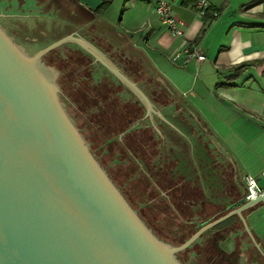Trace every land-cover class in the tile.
<instances>
[{
  "label": "water",
  "instance_id": "obj_1",
  "mask_svg": "<svg viewBox=\"0 0 264 264\" xmlns=\"http://www.w3.org/2000/svg\"><path fill=\"white\" fill-rule=\"evenodd\" d=\"M94 17L76 0H0V264H179L202 232L264 205L262 194L180 247L151 234L134 212L137 166L95 137L42 62Z\"/></svg>",
  "mask_w": 264,
  "mask_h": 264
},
{
  "label": "crops",
  "instance_id": "obj_2",
  "mask_svg": "<svg viewBox=\"0 0 264 264\" xmlns=\"http://www.w3.org/2000/svg\"><path fill=\"white\" fill-rule=\"evenodd\" d=\"M103 1L76 0L96 17L57 41L66 40L62 44L67 46L66 53L87 59L77 66L82 71L80 81L95 89H112V97L120 105L135 103L142 108V118L128 131L147 130L159 148L165 140L163 134H157L152 125H134L146 119L152 124L163 121L177 132V127L188 128L196 139L186 137V142L197 141L213 159L220 154L229 162L234 174L232 185L239 192L244 175L256 178L262 186L259 178L264 169L242 174L212 130L222 131L228 123L241 121L244 114H264V0H207L202 17L195 9L183 7L181 0H171L172 13L183 25L180 37H173L159 23L154 0H111L107 10L95 13ZM114 3L121 7L119 15ZM192 41H197L205 60L173 64L172 54ZM42 62L46 65L44 56ZM240 65H246V71L230 82L228 78ZM95 89L89 91L93 96L97 95ZM118 93L131 97L121 100ZM139 160L138 156L135 161ZM188 172L200 176L196 169ZM229 185L226 182L225 188ZM245 211V224L264 249V205L259 203Z\"/></svg>",
  "mask_w": 264,
  "mask_h": 264
},
{
  "label": "flooded vegetation",
  "instance_id": "obj_3",
  "mask_svg": "<svg viewBox=\"0 0 264 264\" xmlns=\"http://www.w3.org/2000/svg\"><path fill=\"white\" fill-rule=\"evenodd\" d=\"M159 157L152 158L150 166L153 169L150 171L145 172L138 164L131 179V192L138 206L134 212L149 227L151 234L176 242L174 244L180 247L200 229L244 205V184L240 189L242 192L234 185L226 188L231 202L204 201L200 187L194 186L185 175L173 172L175 161ZM214 208L217 210L212 213ZM245 212H241V217L233 214L202 232L188 247L175 253L178 263L264 264V249L252 245L245 231ZM153 226H160V232Z\"/></svg>",
  "mask_w": 264,
  "mask_h": 264
},
{
  "label": "rangeland",
  "instance_id": "obj_4",
  "mask_svg": "<svg viewBox=\"0 0 264 264\" xmlns=\"http://www.w3.org/2000/svg\"><path fill=\"white\" fill-rule=\"evenodd\" d=\"M116 3V2H115ZM114 3L115 13L118 15L121 12V7ZM117 20V19H116ZM66 45H62L59 48L54 49V56L66 54ZM48 62L50 61L47 59ZM56 61V60H55ZM46 62V59H45ZM47 64V63H46ZM52 68L56 72L55 84L60 91V97L66 102V104L75 111L83 121L93 130L90 126L87 116L79 112L73 105L71 101H68L65 97V92L63 84L65 81H61L63 78L73 81V83L80 82V74L77 71H67L64 67L62 70H56L54 67L47 66ZM121 100H128L131 95L129 94H120ZM237 113H239L237 111ZM235 118H239L236 115ZM241 121L237 119L233 122L228 123L222 131L212 130V132L217 136L219 141L223 144L224 148L230 154V157L235 159L238 170L242 174H257L264 169V114L258 116L252 113L244 114ZM139 122L134 125L139 128H144L149 126L154 127V131L161 135L165 136L164 143L159 145L160 159H171L176 162V166L173 170L176 174L185 175L186 179L191 180L194 183V186L200 187L203 191V200L212 201L214 203H221L228 200L226 195L227 189L225 188L226 182H229L230 185L233 183V168L230 166L228 161L222 159L220 154H218L217 160L209 156V152L204 149L201 144L195 141H187L186 137L194 139L187 128L183 130L181 127H177L178 132L167 127L163 121L154 122L153 124L149 121ZM158 126V129H156ZM119 140L122 138L119 136ZM196 139V138H195ZM194 139V140H195ZM128 156L137 166L141 165V168L145 172L150 171L149 166L145 162L135 161L138 158L137 154ZM157 163V161H156ZM196 169L200 176L190 175L188 171ZM229 171V172H228ZM231 171V172H230ZM228 193V192H227Z\"/></svg>",
  "mask_w": 264,
  "mask_h": 264
},
{
  "label": "trees",
  "instance_id": "obj_5",
  "mask_svg": "<svg viewBox=\"0 0 264 264\" xmlns=\"http://www.w3.org/2000/svg\"><path fill=\"white\" fill-rule=\"evenodd\" d=\"M196 2L197 0H181V5L194 10ZM110 3L111 0H104L95 10V13L100 14L104 12ZM53 52L54 50L44 56V60L46 59L47 63L46 66L54 67L56 70H62L65 67L66 70L68 69L67 71L82 72L78 70L77 66L81 67L84 65L87 60L85 57L83 58L81 55L73 53H66L65 56H54ZM47 59L50 61L48 62ZM246 68V65L238 66L234 70V74L228 78L229 81L239 79L246 71ZM61 81H65L63 88L66 99L71 101L72 105L79 112L87 116L88 122L98 140L106 142L110 146V150L113 145H116L117 149L125 157H127L128 153L130 155L137 154L142 159V162H145L149 168L153 169L150 166L151 160L159 154V148L154 143L153 136L147 130L138 132L128 131L130 126L143 116V110L138 104L126 103L125 105H120L112 97L113 91L108 87L95 89L94 87H89L90 85L86 82L80 81L74 84L73 81L64 78ZM93 89H95L97 95H91L89 91ZM121 135H123V138L118 141V137ZM173 165L171 162L170 168ZM217 208L211 209L212 213Z\"/></svg>",
  "mask_w": 264,
  "mask_h": 264
},
{
  "label": "built area",
  "instance_id": "obj_6",
  "mask_svg": "<svg viewBox=\"0 0 264 264\" xmlns=\"http://www.w3.org/2000/svg\"><path fill=\"white\" fill-rule=\"evenodd\" d=\"M155 14L159 23L166 28V30L173 37L183 36V25L179 22L172 13L171 0H154ZM208 8L207 0H198L195 4V11L199 17H202L205 10ZM214 17L217 14H213ZM205 60V55L202 54L198 48L197 41L187 43L183 48L175 51L170 57L173 64H188L192 61L201 62ZM262 186L258 184V180L250 175H244L243 181L246 186L245 201H250L256 197L264 194V171L261 172L260 178Z\"/></svg>",
  "mask_w": 264,
  "mask_h": 264
}]
</instances>
